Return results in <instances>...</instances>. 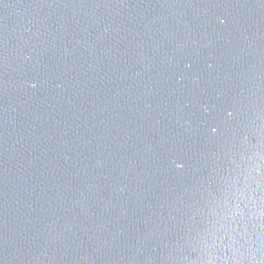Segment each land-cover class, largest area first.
Here are the masks:
<instances>
[{"label":"water","instance_id":"water-1","mask_svg":"<svg viewBox=\"0 0 264 264\" xmlns=\"http://www.w3.org/2000/svg\"><path fill=\"white\" fill-rule=\"evenodd\" d=\"M237 206L259 261L264 0H0V264H199Z\"/></svg>","mask_w":264,"mask_h":264},{"label":"clouds","instance_id":"clouds-1","mask_svg":"<svg viewBox=\"0 0 264 264\" xmlns=\"http://www.w3.org/2000/svg\"><path fill=\"white\" fill-rule=\"evenodd\" d=\"M235 197L244 203L247 196L243 190H237ZM239 221H243V215L239 207L230 211H222L219 219L211 226L209 232V242L203 244V258L199 264H262L264 254L257 260L256 253L260 248H254L251 237L246 231L237 227ZM217 232H221L217 236ZM227 236L228 243L221 244L220 241ZM219 251V255L217 254Z\"/></svg>","mask_w":264,"mask_h":264}]
</instances>
